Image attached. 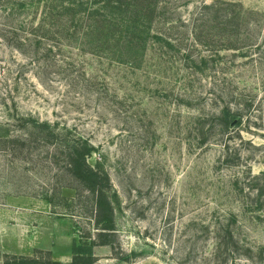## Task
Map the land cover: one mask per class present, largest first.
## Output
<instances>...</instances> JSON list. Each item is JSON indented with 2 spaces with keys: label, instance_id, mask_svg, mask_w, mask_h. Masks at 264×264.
Instances as JSON below:
<instances>
[{
  "label": "rangeland",
  "instance_id": "rangeland-1",
  "mask_svg": "<svg viewBox=\"0 0 264 264\" xmlns=\"http://www.w3.org/2000/svg\"><path fill=\"white\" fill-rule=\"evenodd\" d=\"M167 1L165 17L178 21L169 31L159 27L171 38L165 50L164 59L171 61L166 75L153 69L166 65L159 59L152 60L149 69L133 70L70 49H52L31 67L33 53L17 41L25 35L0 31V135L13 133L1 125L16 110L57 123L60 130L72 128L96 147L88 162L101 161L109 172L116 233L113 250L94 248V264H264V196L256 201L243 188L245 180L236 178L241 169L220 165L221 149L199 147L186 128L191 110L203 104L209 109L205 99L213 79L203 70L193 78L180 77L179 63L214 53H206L205 46L223 48L221 37L208 38L211 31L206 30L203 46L191 50L189 21L203 5L217 0ZM221 1L240 4L249 21H264V0ZM17 20L24 24L29 18ZM208 39L218 47L206 44ZM234 61L247 62L222 53L210 59L209 66ZM184 78L185 86L193 87L192 96L202 98L199 105L179 96ZM244 138L260 146V151L241 148L258 174L264 170V137ZM3 146L0 264L5 255L43 258L48 253L69 264L72 243L95 232L91 199L60 174L66 189L55 195L52 208L44 200L49 191L44 188H50L58 169L44 152L28 156L8 153Z\"/></svg>",
  "mask_w": 264,
  "mask_h": 264
},
{
  "label": "trees",
  "instance_id": "trees-1",
  "mask_svg": "<svg viewBox=\"0 0 264 264\" xmlns=\"http://www.w3.org/2000/svg\"><path fill=\"white\" fill-rule=\"evenodd\" d=\"M167 6V0H0V31L25 35L22 41H17L33 53L28 60L32 62L31 67H35L52 49L59 52L70 49L130 66L133 70L149 69L152 60L159 59L166 65L153 69L166 75L171 61L164 59L168 53L165 50L171 38L159 27L174 28L178 21L165 17ZM248 14L233 1L217 0L203 5L189 21L192 24L189 31L193 43L191 50L203 46L201 36L206 30L211 31L208 38L221 37L219 47L223 48L208 50L205 46L206 53H214L191 56V61L180 62L177 74L193 78L202 70L211 73L208 77L213 81L205 99L209 102V109L205 111L203 104L197 111L191 110L186 128L195 134L199 147L221 149L220 165L241 169L236 178L245 180L243 188L250 190L258 201L264 196V170L254 174L241 148L249 146L260 151V146L245 139L244 134L264 137V21H249ZM24 16H28L29 21L18 24L17 18ZM186 24L188 22L183 23ZM150 42L153 43L151 46ZM227 42L233 45L232 48H227ZM205 43L218 47L209 39ZM222 53L247 62H219L210 67V59L218 58ZM182 83L183 95L179 96H189L199 105L202 98L192 96V85L186 87L185 78ZM1 126L13 130L12 134L0 135V144L8 153L20 151L22 155L32 156L44 152L47 162L58 169L59 172L52 177L54 182H48L50 188H44L49 190L45 192L44 200L52 208L55 195L66 189L60 182V174L63 179L79 185L91 199L90 222L95 232L93 236L83 234L72 243L69 264H94L97 261L96 247L109 246L113 250L116 229L109 196L112 184L101 161L93 165L88 162L96 153L92 142L72 128L60 130L57 123L41 121L31 114L19 115L16 110L11 120ZM81 198L78 195L77 201ZM4 259L3 264H62L50 253L43 258L5 255Z\"/></svg>",
  "mask_w": 264,
  "mask_h": 264
}]
</instances>
